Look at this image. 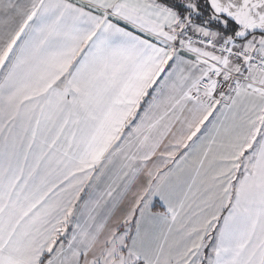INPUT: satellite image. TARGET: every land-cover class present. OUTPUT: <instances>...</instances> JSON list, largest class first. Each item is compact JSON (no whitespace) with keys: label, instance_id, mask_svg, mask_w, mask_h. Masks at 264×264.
<instances>
[{"label":"snow or ice","instance_id":"obj_1","mask_svg":"<svg viewBox=\"0 0 264 264\" xmlns=\"http://www.w3.org/2000/svg\"><path fill=\"white\" fill-rule=\"evenodd\" d=\"M0 264H264V0H0Z\"/></svg>","mask_w":264,"mask_h":264}]
</instances>
